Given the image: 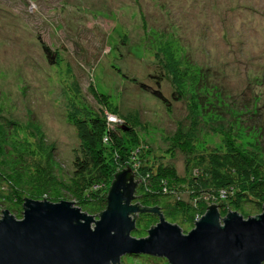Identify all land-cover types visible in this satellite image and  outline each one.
Instances as JSON below:
<instances>
[{"label":"rangeland","instance_id":"374dc122","mask_svg":"<svg viewBox=\"0 0 264 264\" xmlns=\"http://www.w3.org/2000/svg\"><path fill=\"white\" fill-rule=\"evenodd\" d=\"M91 106L185 179L230 140L264 174V0H0L1 173L26 182L45 171L44 192L74 204L73 123Z\"/></svg>","mask_w":264,"mask_h":264},{"label":"trees","instance_id":"16d2710c","mask_svg":"<svg viewBox=\"0 0 264 264\" xmlns=\"http://www.w3.org/2000/svg\"><path fill=\"white\" fill-rule=\"evenodd\" d=\"M44 50L51 63L57 62L49 49ZM90 89L100 107H106L108 103L105 95L101 97L96 89ZM152 95L163 102L166 100L158 91H152ZM73 124L79 149L75 152V172L68 189L75 207L92 218H99L107 208L109 193L119 183L120 192H125L128 205L135 208L130 216L135 226L131 236L137 239H142L141 232L145 231V225L156 222L154 218L157 221L163 219L188 234L199 218L210 210L214 209L220 219L230 212H236L245 219L256 217L264 207V174L259 164L253 162L244 151H240L232 140L225 141V151L208 152L187 164L190 174L185 179L166 163L152 164V158L145 155L148 152L146 146L138 142L132 130L126 126L120 129L111 127L105 120L104 111L87 107L84 114L76 116ZM41 170L44 169L37 171ZM49 178V173L44 171L41 176H31L30 181L23 182L20 175L11 181L0 171V207L5 206L4 211L9 213L6 204L13 205L11 207L16 210L13 217L20 218L27 199L61 202L51 193L44 192L49 191L47 188L50 184L45 183ZM41 186L44 190H41ZM182 187L190 190L187 192L191 193L187 201L175 196L186 190ZM42 191L45 194L40 196L38 193ZM170 195L173 197L167 198L164 204L157 200ZM199 203L204 206L197 209L195 206ZM149 204L157 207L149 208ZM132 256L167 264L160 257Z\"/></svg>","mask_w":264,"mask_h":264},{"label":"water","instance_id":"95a60500","mask_svg":"<svg viewBox=\"0 0 264 264\" xmlns=\"http://www.w3.org/2000/svg\"><path fill=\"white\" fill-rule=\"evenodd\" d=\"M120 190L118 183L96 221L67 201L27 199L21 219L4 211L0 264H119L132 254L168 264H264V207L245 219L236 212L220 219L210 210L188 234L160 219L137 239L131 236L135 208Z\"/></svg>","mask_w":264,"mask_h":264}]
</instances>
